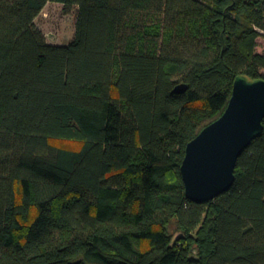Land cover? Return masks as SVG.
Instances as JSON below:
<instances>
[{
	"label": "trees",
	"instance_id": "obj_1",
	"mask_svg": "<svg viewBox=\"0 0 264 264\" xmlns=\"http://www.w3.org/2000/svg\"><path fill=\"white\" fill-rule=\"evenodd\" d=\"M48 2L77 7L66 46ZM262 36L264 0H0V264H264V126L214 200L180 175Z\"/></svg>",
	"mask_w": 264,
	"mask_h": 264
},
{
	"label": "water",
	"instance_id": "obj_2",
	"mask_svg": "<svg viewBox=\"0 0 264 264\" xmlns=\"http://www.w3.org/2000/svg\"><path fill=\"white\" fill-rule=\"evenodd\" d=\"M263 122L264 80L237 77L223 114L186 145L180 166L186 198L203 204L227 192L239 156L261 134Z\"/></svg>",
	"mask_w": 264,
	"mask_h": 264
},
{
	"label": "rangeland",
	"instance_id": "obj_3",
	"mask_svg": "<svg viewBox=\"0 0 264 264\" xmlns=\"http://www.w3.org/2000/svg\"><path fill=\"white\" fill-rule=\"evenodd\" d=\"M76 15V6L65 7L59 3L48 2L36 18L35 26L42 32L48 44L66 46L74 37ZM257 42L256 52L264 53V36ZM53 144L73 149L79 147V144L73 142L54 141ZM168 232L176 235L174 223L168 227Z\"/></svg>",
	"mask_w": 264,
	"mask_h": 264
}]
</instances>
